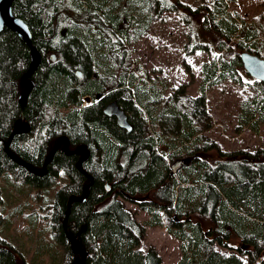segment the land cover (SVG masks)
Returning <instances> with one entry per match:
<instances>
[{"label": "trees", "instance_id": "16d2710c", "mask_svg": "<svg viewBox=\"0 0 264 264\" xmlns=\"http://www.w3.org/2000/svg\"><path fill=\"white\" fill-rule=\"evenodd\" d=\"M183 7L180 0L14 1L43 60L22 108L30 48L13 30L0 33V228L5 179L48 189L63 175L67 182L50 205L52 235L62 247L56 264H163L154 247L141 246L147 227H165L179 241L177 264L264 263V149L223 151L209 135L216 121L206 95L228 79L247 84L236 129L257 134L264 125V82H244L239 55L214 56L201 66L199 95L184 86L163 89L129 49L167 13L181 12L191 23ZM206 10L200 27L216 44L199 43L200 49L232 46L264 58V13L244 18L226 0H213ZM114 100L131 132L104 113ZM21 117L31 131L12 138ZM61 137L69 152L65 140L46 164ZM82 148L90 155L80 168L86 154L70 152ZM180 159L190 163L176 170L173 161ZM89 185L84 201L70 202ZM125 201L147 218L139 221ZM0 264H27L1 234Z\"/></svg>", "mask_w": 264, "mask_h": 264}, {"label": "rangeland", "instance_id": "374dc122", "mask_svg": "<svg viewBox=\"0 0 264 264\" xmlns=\"http://www.w3.org/2000/svg\"><path fill=\"white\" fill-rule=\"evenodd\" d=\"M187 7L181 11L191 15V23L182 18L181 12L167 13L157 21L149 34L140 41L129 44L133 58L139 60L158 82L168 89L184 86L192 96L199 95L202 82L201 66L214 56L228 60L240 56L244 50L230 46L226 51L200 49L199 43L214 48L216 42L210 34L201 29L203 13L213 0H180ZM232 13H240L244 18H255L264 13V0H226ZM189 7V9H188ZM199 12L196 14V11ZM194 46L192 52H188ZM245 83L254 80L245 68L241 71ZM24 91V90H23ZM168 93L167 90H165ZM207 97L210 112L216 126L209 133L219 141L225 152L256 151L264 149V125L255 134L249 129L238 130L237 113L241 101L250 95L247 84L228 79L220 86L208 89ZM93 103L92 98H84V106ZM65 146V145H64ZM68 150V149H67ZM84 156H81V158ZM174 167L179 170L188 165L189 160L180 159ZM172 162V163H173ZM42 171H39L41 174ZM67 182L63 175L55 185L48 189H36L17 181L5 179L4 202L1 211L5 223L0 234L16 247L21 261L27 264H56L62 255V247L52 235L53 203L56 191ZM88 186L84 190H86ZM86 196V195H85ZM126 207L135 212L141 222L147 218L146 212L131 201H125ZM142 241L143 250L154 247L162 257L163 264H177L181 258L179 241L173 238L165 227H147ZM246 258V257H245ZM257 264H264L262 261Z\"/></svg>", "mask_w": 264, "mask_h": 264}, {"label": "water", "instance_id": "95a60500", "mask_svg": "<svg viewBox=\"0 0 264 264\" xmlns=\"http://www.w3.org/2000/svg\"><path fill=\"white\" fill-rule=\"evenodd\" d=\"M15 0H0V33L4 31L5 28H9L13 30L19 37L26 43V45L30 48L31 56H30V67L29 70L22 76L21 85L24 89L22 94L19 97L20 104L22 108L26 107L29 95L31 94L33 88L35 87V81L32 79V75L37 72L39 67L41 66L43 57L39 49L33 43V35L29 25L26 21L15 15L13 10V4ZM53 60H56L55 55H51ZM241 60L244 68L248 72V74L254 79L264 82V58L257 54L250 53L248 51L243 52L241 54ZM79 75L82 74L79 72ZM104 113L109 117H114L116 122L120 128L126 129L128 132H131L133 127L129 122L128 115L126 111L118 104L117 101H112L108 103L104 108ZM31 131V124L25 117H21L17 120L15 125L14 133L12 134V138L17 134H27ZM11 138V139H12ZM66 140V144L64 146V151L69 152L67 149L69 147V140L61 137L52 150L50 155L46 160V164L50 161V159L54 156L56 151L60 148L63 142ZM7 150L9 148L7 147ZM72 153H85L86 155L79 160L78 166L81 168V164L85 159H87L90 155L89 151L85 149H80L76 151L70 152ZM32 171H35L39 174V171L34 166H28ZM46 168V166H44ZM41 174H44L41 173ZM92 184V182H91ZM90 184V185H91ZM90 185L86 190H84L81 196H71L70 202L72 201H84L85 195L90 188Z\"/></svg>", "mask_w": 264, "mask_h": 264}]
</instances>
